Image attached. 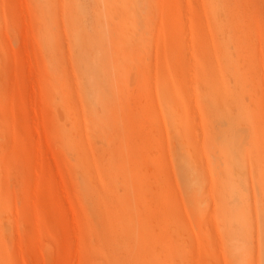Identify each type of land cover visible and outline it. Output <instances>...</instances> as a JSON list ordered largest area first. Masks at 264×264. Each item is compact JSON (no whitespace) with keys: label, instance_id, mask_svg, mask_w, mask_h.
Listing matches in <instances>:
<instances>
[{"label":"rangeland","instance_id":"1","mask_svg":"<svg viewBox=\"0 0 264 264\" xmlns=\"http://www.w3.org/2000/svg\"><path fill=\"white\" fill-rule=\"evenodd\" d=\"M0 264H264V0H0Z\"/></svg>","mask_w":264,"mask_h":264}]
</instances>
